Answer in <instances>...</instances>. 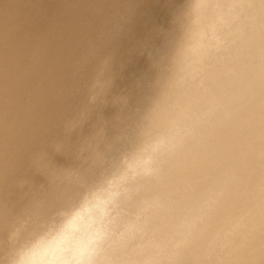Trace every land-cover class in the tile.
Returning a JSON list of instances; mask_svg holds the SVG:
<instances>
[{
	"label": "clouds",
	"instance_id": "obj_1",
	"mask_svg": "<svg viewBox=\"0 0 264 264\" xmlns=\"http://www.w3.org/2000/svg\"><path fill=\"white\" fill-rule=\"evenodd\" d=\"M0 264H264V0H0Z\"/></svg>",
	"mask_w": 264,
	"mask_h": 264
},
{
	"label": "rangeland",
	"instance_id": "obj_2",
	"mask_svg": "<svg viewBox=\"0 0 264 264\" xmlns=\"http://www.w3.org/2000/svg\"><path fill=\"white\" fill-rule=\"evenodd\" d=\"M155 15H157V17H161L162 16V13L159 10H156Z\"/></svg>",
	"mask_w": 264,
	"mask_h": 264
}]
</instances>
